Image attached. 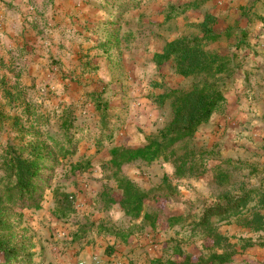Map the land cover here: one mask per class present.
I'll return each mask as SVG.
<instances>
[{
	"label": "rangeland",
	"instance_id": "obj_1",
	"mask_svg": "<svg viewBox=\"0 0 264 264\" xmlns=\"http://www.w3.org/2000/svg\"><path fill=\"white\" fill-rule=\"evenodd\" d=\"M194 1L0 0V168L6 148L19 144L20 134L39 127L58 134L67 112L75 115L77 125L93 128V133L76 137V155L47 168L50 187L42 208L13 211L16 238L35 245L34 264L199 259L216 246L194 231V219L227 192L241 195L264 188V0H208L165 20L171 8ZM209 14L215 17L213 31L222 36L205 49L231 62L222 76L226 102L193 138L176 146L177 157L188 162L185 175L178 176L175 161L122 168V175L149 193L146 212L154 227L148 222L141 230V221H132L120 205L109 203V194L121 192L103 163L111 148L143 146L170 122L171 103L161 107L153 98L186 88L196 78L179 75L173 62L158 67L154 55L176 39L203 36L201 24ZM89 94L101 96L111 107L116 127L112 144H97L98 112L86 101ZM41 117L49 118L48 126L37 120ZM88 162V169L74 167ZM55 189L72 195L75 211L65 219L54 214ZM176 217L182 219L174 224L170 219ZM99 224L133 229L134 235L128 243L116 241L98 235ZM219 231L227 238L224 246L236 252L235 262L264 264V231L236 221L223 223ZM107 246H114L112 256L106 254ZM90 251L93 255L85 261L83 255Z\"/></svg>",
	"mask_w": 264,
	"mask_h": 264
},
{
	"label": "trees",
	"instance_id": "obj_2",
	"mask_svg": "<svg viewBox=\"0 0 264 264\" xmlns=\"http://www.w3.org/2000/svg\"><path fill=\"white\" fill-rule=\"evenodd\" d=\"M208 0H196L184 6L171 8L166 13L167 22L175 20L191 10L199 9ZM215 17L207 15L201 24L204 34L200 37L179 38L169 42L161 53L154 55V62L158 67L173 62L177 73L184 78L195 77L196 80L183 89H173L154 97V101L161 107L171 103L172 118L170 122L151 137L147 143L138 147H113L109 157L103 163V169L112 172L111 178L117 184L120 196H110L111 205H120L126 217L132 221L143 223V230L154 222L152 215L146 212L149 193L138 186L130 178L122 175V168L136 162L152 165L164 160L175 161L177 173L188 170L185 157L178 158L176 146L181 142L193 138L202 125L210 122L214 113L226 102V88L222 76L229 72L230 58L219 54H212L205 49L208 42H216L221 34L213 31ZM223 84V85H222ZM157 85L162 88V85ZM95 105L98 120L95 128L99 135L97 144L101 147L114 141L115 123L109 115L111 107L101 96L89 94L86 100ZM42 126L49 125V118L37 119ZM89 125L76 124L73 113L67 112L60 119L59 133L41 131L40 127L32 128L21 135L19 144L9 145L3 154L0 168V264H34L36 259L35 245L31 239L16 238L17 222L11 220L15 209L40 210L44 201L46 187H50L45 176L47 168H54L59 159H67L76 155L78 151L79 135L93 133ZM21 143L23 145H21ZM54 156L55 160H51ZM79 169H88L91 163L85 166L78 163L74 166ZM192 168H189L191 171ZM183 174L178 175L181 177ZM166 181V179L164 180ZM57 209L54 214L59 219H65L74 210L72 195L54 190ZM264 188L246 190L241 195L230 192L222 196L219 204L205 208L198 218L194 219V231H199L205 237L214 240L215 248L208 256L194 259L185 257L183 260L152 259L149 264H238L235 262V251L231 246H224L225 238L219 231L223 223L236 221L240 225L249 227L255 232L264 231ZM182 217L171 218L177 224ZM154 227V223L152 224ZM98 235L114 238L116 241L128 243L134 235L133 229L121 231L96 226ZM221 251V252H219ZM114 246H107L106 254L112 256ZM246 264V263H243Z\"/></svg>",
	"mask_w": 264,
	"mask_h": 264
},
{
	"label": "crops",
	"instance_id": "obj_3",
	"mask_svg": "<svg viewBox=\"0 0 264 264\" xmlns=\"http://www.w3.org/2000/svg\"><path fill=\"white\" fill-rule=\"evenodd\" d=\"M93 255V253H92V251H90V252H88V253H86V254H84L83 255V259L85 260V261H89L90 259H91V256ZM91 263H93V262H91ZM94 264V263H93Z\"/></svg>",
	"mask_w": 264,
	"mask_h": 264
}]
</instances>
